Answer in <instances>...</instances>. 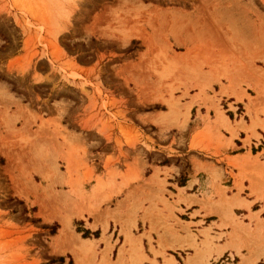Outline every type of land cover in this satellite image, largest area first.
Wrapping results in <instances>:
<instances>
[{"label": "rangeland", "instance_id": "obj_1", "mask_svg": "<svg viewBox=\"0 0 264 264\" xmlns=\"http://www.w3.org/2000/svg\"><path fill=\"white\" fill-rule=\"evenodd\" d=\"M246 89L258 95L254 99L264 98V0H0V264H114L107 255L109 219L120 223L118 235L124 236L116 262L141 264L147 259L144 234L134 237L131 223L139 210L148 219L161 215L156 203L167 207L163 197L150 193L139 201L134 190V182L143 183L137 169L142 148L155 142L148 135L142 140L141 129L164 142L175 128L181 142L190 120L202 117L200 107L189 113L193 102L218 116V96L241 100ZM193 90L198 93L190 96ZM114 131L124 141L112 139ZM204 141L196 145L216 154ZM176 159L185 166L178 182H185L189 163L182 155ZM204 171L214 193L206 199L178 195L177 202H196L216 213L217 229L232 228L228 243L218 245L223 234L210 236V227L199 232L201 240L187 228L184 241L168 246L193 250L185 264H240L255 255L253 264H264L263 186L253 191L259 201L250 209L239 192L227 196L231 190L221 183L228 173L221 167ZM93 178L98 194L125 193L122 205L103 195L90 203L83 188L89 190ZM234 208L248 210L246 217ZM82 213L93 220L91 227L101 225L102 231L87 234L102 232L101 250L95 241L80 247V238L87 239ZM160 229L175 233L170 224ZM152 230L158 233L149 229L148 248L162 255L163 264H177L154 249ZM158 245L164 248L160 240ZM227 247L236 255H222Z\"/></svg>", "mask_w": 264, "mask_h": 264}, {"label": "crops", "instance_id": "obj_2", "mask_svg": "<svg viewBox=\"0 0 264 264\" xmlns=\"http://www.w3.org/2000/svg\"><path fill=\"white\" fill-rule=\"evenodd\" d=\"M222 83L225 86L227 85L225 82ZM212 87L214 91L219 90L218 86L215 88L212 84ZM189 93L190 96H193L198 92L197 90H193ZM246 93L248 96L243 97L241 100H237L235 97L225 94L218 96V103L223 112L222 115L218 116V113L213 108L206 110L204 105L200 102H193L190 105L189 113H191L193 107L195 109L200 107L199 112L202 117L190 120V123L187 124L188 128L185 133H181L183 134L181 136V142L179 141L180 134L175 132V128L171 129V132L174 133V135L166 136V140L163 142L162 138L157 136V133L151 132L149 134L147 131L145 132V130L139 127L143 132L142 140H145V136L148 135L151 136L155 142L153 144L148 143V147L145 146L142 148L144 154L141 159L138 160L137 169L143 178V183L139 184L134 182V190L137 193L139 201H142L145 195L150 193V196L157 195L159 200L163 197L167 204V207L165 208L163 203H156V207L161 209L159 212L161 215H154L148 219L144 218L142 211L139 210L137 215H135L133 223H131V225H134L133 227L131 226V232L134 237L144 234L140 237V243L143 247L142 254L145 255L147 259H144L141 264H163L162 255L160 253L155 255L148 248L149 241L146 234L151 227L158 229V233L161 234V238H159L156 231L152 230L150 232L154 249L159 252L164 251L167 256L172 255L177 264H185L187 256L191 255L193 250H188L185 245L182 248L170 247L168 245L178 244L179 242L184 241L187 228L198 236L199 240H201L202 238L199 232L210 227L212 229L210 236L216 237L220 233L223 234L218 245L223 246L228 243V235L232 232V228L229 225H226L225 227L217 229L215 225L220 222V218L217 217L216 213L207 212L196 202L190 205L184 201L177 202L178 195L185 199L188 195H195L198 199H206L214 193L213 182L210 175L204 171V168L214 169L221 167L226 173H228V175H225V180L221 183L222 186L231 190L230 192H227V196L239 192L240 195L247 198V201L250 203V209H253L255 205H258L259 199L253 191L259 189V186H263L262 189H264V98L254 99L258 95L251 94L247 89ZM207 94L211 95L210 92H207ZM196 100L200 101V96L197 97ZM184 101L189 102L190 100L185 99ZM239 108L240 110H238ZM125 125L131 127L128 123H125ZM135 127L138 126L135 124ZM204 134L213 138L211 144H208V142H206L208 140L203 138ZM116 136L121 138L118 131H114L112 139ZM122 141L124 140L122 139ZM197 141H204V143H207L212 150L216 151V154L198 147L196 145ZM124 147L127 148L126 145ZM169 148L173 151L170 152ZM147 153L154 157H145V154ZM179 155L184 156L185 160L189 163V167L186 169L187 178L183 185H180L178 182L181 173L185 170V166L176 163V158ZM159 158L167 159L168 162L162 163ZM132 161L129 159L128 162ZM119 166L121 172L127 170L124 162H120ZM230 171H232V175L229 174ZM101 175L103 181L108 180L105 171L101 170ZM93 180L94 183L89 190L83 188V195L85 198L89 199L90 203L96 204L100 201V196L103 195L109 197V200L112 203L113 200L116 199L119 201V204L122 205L125 193L118 195L119 192L115 193V191H111L108 193L103 192L102 195L98 194V182H96L95 178H93ZM146 180H149L148 184H146ZM117 182L120 183L119 178L117 179ZM115 188L119 189L121 187ZM213 199H217V197H214ZM154 201H156V199ZM237 202L238 203L236 204L243 203L241 200ZM102 204L104 203L100 202L99 206L101 205V207H103ZM147 206L148 202L145 200L140 204V207L143 208ZM259 206H261L260 209L263 208L264 200H262V204L259 203ZM233 212L240 217H246L248 210L244 208H234ZM262 212L261 216L264 218V210ZM82 215L84 218L86 215V219L79 218V215H77L76 218L84 220L85 228L91 232L99 229L102 231L100 224L91 227L94 222L92 219H88L90 217L88 214L82 213ZM243 221L248 222V219L245 218ZM213 223H215V225H213ZM162 224L165 226L167 224L172 225L175 233H172L170 229L165 231L160 229ZM113 225L114 221L112 219H109L106 223V235H109L110 237L112 235L110 241L112 248L107 253L108 257L114 264H136L129 261L127 258L124 262H122V260L116 262L118 249L123 243L124 236L118 235L120 223L116 226L114 225L115 232L111 234L109 231ZM174 234L181 237L177 238L175 241V238L172 237ZM86 238L87 239L80 238L82 239L79 241L81 248H86L87 246L81 242L88 241L90 244L91 241H95L96 245H98V250H101L104 243L102 240V232L99 237L91 236ZM115 240H118L117 244L115 243ZM159 240L164 248L159 247ZM98 250L96 249V251ZM169 251H174L176 254L180 255L182 262H179L175 258V255L169 253ZM67 252L70 251L62 250L60 251V254H66ZM222 253V255H236V253L229 247L225 248ZM135 255H139V253L137 252ZM259 256L260 255H258V258ZM96 257V262H98L100 260L99 254H96ZM152 259L155 261L154 263L151 262ZM217 262L218 260L211 259L209 264H216Z\"/></svg>", "mask_w": 264, "mask_h": 264}, {"label": "bare ground", "instance_id": "obj_3", "mask_svg": "<svg viewBox=\"0 0 264 264\" xmlns=\"http://www.w3.org/2000/svg\"><path fill=\"white\" fill-rule=\"evenodd\" d=\"M241 201H242V200H241ZM68 225H69V223H68L67 220L63 222L64 229L67 228ZM81 243H83L84 245H88V244H89L88 241H83V242H81ZM262 253H264V251H262ZM262 253H260V254H262ZM257 258H258V255H255V256L252 257V258H249V259H245V260H243L240 264H252ZM194 262H195V260H194ZM194 262H193V263H194ZM190 263L193 264L191 261L189 262V264H190ZM196 264H198V263H196Z\"/></svg>", "mask_w": 264, "mask_h": 264}, {"label": "trees", "instance_id": "obj_4", "mask_svg": "<svg viewBox=\"0 0 264 264\" xmlns=\"http://www.w3.org/2000/svg\"><path fill=\"white\" fill-rule=\"evenodd\" d=\"M183 181H184V180H183ZM179 184H180V185H183L184 182L180 181ZM56 228H57V226L54 227V228H52L51 231H50V233H51V234H54V233L56 232ZM88 233H90L89 230H87V229L83 230V237H87V234H88Z\"/></svg>", "mask_w": 264, "mask_h": 264}]
</instances>
